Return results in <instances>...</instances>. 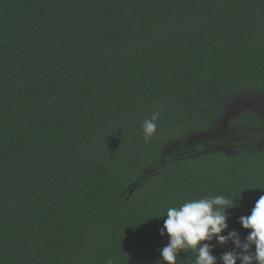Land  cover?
Here are the masks:
<instances>
[{
  "label": "trees",
  "instance_id": "obj_1",
  "mask_svg": "<svg viewBox=\"0 0 264 264\" xmlns=\"http://www.w3.org/2000/svg\"><path fill=\"white\" fill-rule=\"evenodd\" d=\"M245 94L264 97V0H0V264H157L167 209L217 195L245 240L262 120L184 138ZM207 243L217 264L234 247Z\"/></svg>",
  "mask_w": 264,
  "mask_h": 264
},
{
  "label": "clouds",
  "instance_id": "obj_2",
  "mask_svg": "<svg viewBox=\"0 0 264 264\" xmlns=\"http://www.w3.org/2000/svg\"><path fill=\"white\" fill-rule=\"evenodd\" d=\"M159 113H153L142 124L145 143L151 141L157 129ZM238 207L232 199L223 195L193 199L177 207H169L166 219L159 235H167L168 243L160 250L161 259L157 264H176L182 249H191L196 253L195 264H217V257L212 255L215 238L218 245L231 242L234 247L225 251L220 257V264H264V195H261L250 215L238 218L241 228L247 231L245 240L232 229H228L229 209ZM205 242V243H202ZM199 245V246H198ZM254 247V251L251 249Z\"/></svg>",
  "mask_w": 264,
  "mask_h": 264
},
{
  "label": "water",
  "instance_id": "obj_3",
  "mask_svg": "<svg viewBox=\"0 0 264 264\" xmlns=\"http://www.w3.org/2000/svg\"><path fill=\"white\" fill-rule=\"evenodd\" d=\"M261 104L262 106H264V98H263V102L260 103L259 99L256 100V102L253 101H249V100H238L236 102H233L231 104H229L223 111V115L220 117L219 121L217 122V124H215L213 126L212 129L206 131V132H199V133H195L193 135H190L186 141L190 142L192 139H199V138H212L215 135H219L223 132H225L228 128V124L229 121L231 119L236 118L237 116H239L240 114H242L243 112L246 111H251L255 114H257L261 120H263V124H264V113L262 111H259L255 108V105L258 106V104ZM172 146H176V143H173ZM171 147V146H169ZM168 147V149H169ZM133 190L130 191V194L132 193Z\"/></svg>",
  "mask_w": 264,
  "mask_h": 264
},
{
  "label": "rangeland",
  "instance_id": "obj_4",
  "mask_svg": "<svg viewBox=\"0 0 264 264\" xmlns=\"http://www.w3.org/2000/svg\"><path fill=\"white\" fill-rule=\"evenodd\" d=\"M263 98L264 97H262V96H256V95H250V94H245V95H242L241 97H233V98H230L229 99V101H226L225 102V107H224V109L229 105V104H231V103H233V102H236V101H238V100H249V101H253V102H256V100H258L259 99V101H260V103L261 102H263ZM258 104V106H256L255 105V108L257 109V110H259V111H262V110H264V106H262L261 104H259V103H257ZM263 113H264V111H263ZM223 115V114H222ZM190 136V134H188L187 136H185L184 138H188ZM244 139H245V137H244ZM174 143V142H173ZM172 143V144H173ZM171 144V145H172ZM168 145H169V143H168ZM165 148H166V145L164 146ZM169 147V146H168Z\"/></svg>",
  "mask_w": 264,
  "mask_h": 264
},
{
  "label": "flooded vegetation",
  "instance_id": "obj_5",
  "mask_svg": "<svg viewBox=\"0 0 264 264\" xmlns=\"http://www.w3.org/2000/svg\"><path fill=\"white\" fill-rule=\"evenodd\" d=\"M261 119V118H260ZM215 124H217V123H215ZM214 124V125H215ZM229 127V126H228ZM227 130H228V128H227ZM226 130V131H227ZM253 130V132H259V133H261V141H262V143H263V146H264V124H263V120H262V126L260 127V128H253L252 129ZM225 131V132H226ZM224 133V132H223ZM222 134V133H221ZM221 134H219V135H215L214 137H217L218 138V136H220ZM247 136H251V134H247ZM213 139L211 138V140H209L208 141V144H209V146H212V145H214L213 143H211V141H212ZM207 144V143H206ZM206 144H202V146H206ZM189 145H191V144H189ZM192 147L193 146H196L195 144L194 145H191Z\"/></svg>",
  "mask_w": 264,
  "mask_h": 264
}]
</instances>
